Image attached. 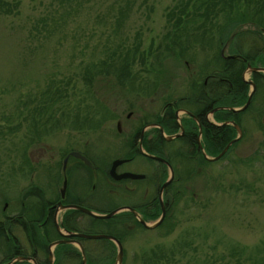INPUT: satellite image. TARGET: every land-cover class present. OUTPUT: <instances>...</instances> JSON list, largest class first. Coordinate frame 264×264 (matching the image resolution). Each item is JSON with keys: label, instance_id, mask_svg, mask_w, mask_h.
Returning a JSON list of instances; mask_svg holds the SVG:
<instances>
[{"label": "rangeland", "instance_id": "obj_1", "mask_svg": "<svg viewBox=\"0 0 264 264\" xmlns=\"http://www.w3.org/2000/svg\"><path fill=\"white\" fill-rule=\"evenodd\" d=\"M1 1L11 7L14 3L18 5L10 14L0 15V214L4 205L5 213L14 212L18 190L24 182L22 175H47L52 173L50 165L60 171V151L83 150L101 169L113 159L122 158L128 146L122 147L120 143L126 141L127 144L137 119L149 121L153 114L156 115L162 106L161 97L169 100L185 97L189 76L204 75L207 71L204 65L219 53L215 35L223 24L220 13L218 25L212 20L206 23L208 27L196 31V34L204 31L207 36L202 44L188 49L187 64L183 60L175 62L169 57L161 58L167 73L162 77L167 84L165 88L160 82H153L154 68L158 69L156 61L147 59L142 63L135 55L129 65L130 84H118L112 77L95 76L91 85L85 86L90 90L86 93L82 77L86 70L115 55L122 56L124 50L136 44L143 54L158 46L161 50L168 24L173 22L171 8L180 0ZM244 5L241 2L239 8ZM211 8L210 4L199 13ZM229 12L226 6L225 13ZM255 31L249 25L235 28L233 33H243L236 38V50L249 56L255 50H264L263 40L247 34ZM254 40L258 42L255 49L250 44ZM227 49L228 44L221 46L223 55ZM213 67H217L216 61ZM250 73L249 70L243 73L247 82ZM54 88L59 89L58 92ZM57 96L67 100L45 103L46 107L52 106V121H57L61 111L63 115H73L74 106H79L80 119L72 118L73 121L49 127V122H41L49 116L46 115L48 110H42L38 117L29 115L40 100ZM263 99L264 94L258 93L252 108L242 117L248 129L240 142L228 151L226 159L209 164L205 168L207 175L191 176L181 183L185 190L181 191L171 213L172 231L160 237L157 232L133 230L121 245L125 252L123 264H136L133 261L142 250L157 244L170 246L185 240L188 245L183 249L188 253L182 257V264L192 258L203 260V257L212 258L215 253L226 254L229 244L252 248L264 239V147L260 145V141H264ZM185 116L179 111L177 121L187 119ZM116 122L120 123L119 133L115 130ZM256 151L258 158L244 163ZM22 154L28 161L23 162V169L19 170ZM134 167L130 164L124 168L130 172L136 171ZM142 170L150 171L144 165ZM167 178L165 175V180ZM99 181L93 178L95 189ZM124 184L121 193L129 194L128 190L133 187L146 188L143 183L125 181ZM147 194L155 197V188L148 186ZM139 197L138 192L127 197L122 194L115 202V199L106 201L97 196L91 204L98 207L114 202L131 205L137 203ZM153 223L147 222V225ZM12 234L18 237L16 230H12ZM185 234L192 242L185 239ZM112 260L113 257L99 263L108 264Z\"/></svg>", "mask_w": 264, "mask_h": 264}, {"label": "trees", "instance_id": "obj_2", "mask_svg": "<svg viewBox=\"0 0 264 264\" xmlns=\"http://www.w3.org/2000/svg\"><path fill=\"white\" fill-rule=\"evenodd\" d=\"M181 1L182 0H180V2L176 6H173L171 8L172 11L176 10V13L173 14L172 11H170L173 22L168 24L169 28H167V33L164 36L165 42L161 50L160 46H158L154 49H150L146 54H143L141 52L139 53L136 44V46H134L133 48L124 50L122 56L115 55L109 60L100 62L97 67L86 70L85 74L82 76L85 92H90V90L85 86H90L92 83V79L95 76H102V78L112 77L118 84H130V82L132 81L129 80V77L131 76L129 72V65L135 59V55H138V57H140L139 61L142 63H145L147 59H154V61H156L155 64L158 69L154 68L156 74L153 77V82H160L159 84L163 88H165L167 84L162 78L164 74L167 75V73H165L166 67L162 63L164 58L169 57L171 61L174 60L175 62H180L183 60L184 64H187L186 60H188V57H186V55L188 49L192 46L195 47L196 45L199 46V44H202V39L205 40V37L207 36L206 34H204V31L198 34H196V31L200 30L201 28L208 27L207 25L212 20H215L214 25H218V13H220L222 14L221 19L223 20V24L221 25L222 27L218 29V32H216L215 35V43L218 47L219 53L216 54L214 60L213 58H210L209 62L204 65V68L207 67V71L204 72V75L200 73L202 75H199V78H193V76H189L188 89L185 97H175L172 100H169L166 97L160 98L161 105H166V108L168 110L167 112L169 113V119L166 121L168 122V124L166 125V127H163L167 134L175 132L177 128L173 116V111L175 109L180 108L182 110H185L191 116L195 117L196 112L200 109L201 106L210 105V103L213 101V98H211L209 91H211V84L213 80L217 79V98L213 106L221 109H217L214 112L213 120L218 124L223 122H233L240 131V138L232 143L230 147H228L224 152V154L216 161H206L201 157L198 151L195 150V147L184 145L182 139H175L171 141L167 145V148L170 150H168V161L170 162V166L174 175L172 181L164 189L163 199L166 203V207L165 214L161 222L153 229L147 230L142 228L140 224L137 223L128 213H123L120 216L112 217L110 220H106L104 222L99 220H92L94 222H101L105 224V227H102V229H106V232L102 231V233L114 237L121 245L125 237L128 234L132 233V231L135 229H141L147 232H157L160 237H165L172 231L174 224L172 223L171 213L178 201L179 196H181V191L185 190V188L182 189L181 183L189 180L191 176L207 175L205 168L209 164H212L224 158L226 159L228 151L231 148L233 149V147H235L240 142L245 133V129H248L245 128L246 126L243 124L242 117L245 116L246 113L252 108L257 94L259 93L262 96L264 94V76L260 73H251L249 81L254 84L255 92L252 95L249 105L245 110L237 113H232L226 110L227 108L241 107L246 101L248 84L245 83L240 77L246 65H249L252 68L257 66L264 67V58L261 56L259 50H255L251 56H249L247 53L246 55L236 50V38L243 33H233V30L235 28L242 25H249L250 27H254L256 31L249 32L247 34L251 35V37H257L258 40H263L264 43V0H185L183 3ZM241 2L245 4L242 9L239 8V6H241ZM210 4L212 6L210 10H207L204 13H199L201 10L207 8V6H209ZM17 5V3H14V5L11 7L9 4L4 3L0 0V15L8 13L10 14ZM226 6H228V9L230 10L229 13H225ZM249 6L251 7V9L248 8ZM215 9H217V11L213 12ZM237 9H240V11H237ZM167 21L169 22L170 20ZM199 22H201V24H198ZM206 23L208 24L206 25ZM209 26L211 27V25ZM226 44H228L227 52L229 54L238 53L240 55L239 57L242 60L244 59V62L236 59H227L225 57L226 55H223L221 52V46L223 47ZM250 44H252L251 47L255 49V46H257L258 42L257 40L255 42L252 41L250 42ZM174 49L177 51H175ZM161 58H163V60H161ZM215 61L217 67H213L215 66ZM203 81H205L204 86ZM54 90L58 92L59 89L54 88ZM55 100H59L60 102L61 100L66 101L67 98L57 96L55 98H49L47 99V101H45V99H42L33 109L34 112L31 111L29 115L35 114L34 117H38L42 110L44 112L48 110L49 112L46 115L49 114V116H45L41 122H49V127H53L52 125L60 126L67 121H71L72 118L74 120L80 119L78 116L79 106H74L73 108L75 109L73 110H75V113L73 115H70L69 113L63 115L61 113L62 111H58L60 114L57 121H52V118L50 116V110L52 106L51 104H49V106L46 107L45 103H52ZM258 109L259 108H257V115L260 116L261 112H259ZM164 115L166 114L164 113ZM158 120H161V118L158 117ZM181 123L186 127L187 132L191 131L194 132V135L196 134V127L191 119L182 120ZM31 125L34 127L35 122L33 121ZM36 125H39L38 121L36 122ZM258 126L259 128H261L260 122L258 123ZM201 133L202 149L205 155L209 158L216 157L224 149V147L237 136L235 128H233L231 125H222L218 127L211 126L210 124L202 125ZM263 143H261L260 141V145L262 147H264ZM127 144L130 145L129 140ZM147 151L151 154L160 156L162 155L159 149L158 153L154 149H147ZM130 155L131 153L126 152L123 158L129 157ZM22 157L23 161L19 166V170L20 168L23 169V162L27 163L28 161L24 154H22ZM257 158L258 152L256 151L253 156L247 158L246 162L244 163H249ZM238 160L239 162L243 163V160L237 159V161ZM106 165L107 163L103 166ZM100 171L103 172V168L100 169ZM164 180L165 175L161 177L159 183L164 182ZM92 183H94L93 178L89 177V187ZM110 189H112V187L106 184L105 192L107 193V190ZM153 198V204L155 207L153 211H151L150 216L143 217L144 220H155L158 217L159 209L156 204V197ZM114 206L115 205L113 204L108 205L105 209L98 211V213L105 214L107 213V211L109 212ZM116 222L121 224L122 227H120V229H115V227L113 229H110L109 227L111 225L114 226L115 224H117ZM183 236L186 239L188 234H185ZM180 240L181 239H179V241ZM189 242L192 241L190 240ZM176 244H171L170 246L157 244L154 247H149L145 250H142L133 262H135L136 264H181V261L183 259L182 257L188 253L183 249V247L187 246L188 244L185 240ZM174 245L176 246L174 247ZM103 246L106 249V254L103 257L96 259L91 257L87 258L85 260V264H100L99 262L104 263L105 260L112 259V257L113 260L112 262H110L111 264H113L116 252L115 246L108 241H105V244ZM70 249L71 248L68 246L58 247L57 251L55 252V264H80L77 259H70V261L63 259V253L69 252ZM13 251L14 250L12 248V243L10 242L9 253L12 255ZM124 258L125 252L122 248L121 264H123ZM110 262L108 264H110ZM182 264H264V239H262L257 245L252 248L239 247L236 244H229L226 250V254L221 255L215 253L212 258L206 259V257H203V260L192 258L191 261L188 260Z\"/></svg>", "mask_w": 264, "mask_h": 264}, {"label": "flooded vegetation", "instance_id": "obj_3", "mask_svg": "<svg viewBox=\"0 0 264 264\" xmlns=\"http://www.w3.org/2000/svg\"><path fill=\"white\" fill-rule=\"evenodd\" d=\"M260 53L264 58V50H261ZM239 56L240 55L238 53L229 54L227 52L225 57L227 59H236L244 62V59L242 60ZM254 68L264 69V67ZM245 69L240 75L242 80ZM251 73H260L264 76L261 72ZM204 84L205 81H203V86ZM217 86L218 81L215 79L211 84V91H209L213 101L210 105L201 106L196 112L195 117L191 116L185 110L175 109L173 111L174 121L177 128L175 132L171 134H167L164 130V127L168 124L166 121L169 119V113L167 112L168 110L166 105L162 106L156 115L152 113L153 116L151 115L152 117L149 121L143 120V118L137 119V123L133 127L129 138L130 145H127L126 141L120 143L122 147L128 146L127 152L131 153V155L125 158L122 157L119 159H113L108 165L103 166V172L100 171L101 167L98 168L90 160L88 153L83 150L79 151L78 149L76 150L72 148L65 149L63 152L60 151V171H56L57 167L55 169V167L50 165L52 173L49 172L47 175H22V181L24 182L20 185L18 190L17 206L13 209L14 212L5 213L4 205L0 214V264H55V252L60 246H68L71 248L69 252L63 253L64 256H62L64 260L70 261V259H77L80 264L81 261L84 260L85 264V260L87 258L91 257L96 259L103 257L106 254V249L103 245L105 244V241L108 240L86 239L77 236L105 235L102 233V231L106 232V229H102V227H105V224L101 222H94L92 220L104 222L106 220H110L112 217L128 213L137 223L140 224L142 228L147 229L139 221H142L145 225H147V222H155L160 218L162 210L164 217L166 203L164 202V199L161 200L160 197L161 195H164V189L167 185L162 189L160 195H158L161 185L166 181L164 180V182L159 183V180L163 175H169V168L171 169L172 175H174L170 162L168 161L167 145L175 139H182L184 145L195 147V150L198 151L203 159H205L204 157L209 158L205 155L202 149L201 126L210 124L211 126L217 127L222 125H231L233 128L234 126L236 127L233 122H223L218 124L213 120L214 112L217 109H221L213 106L217 98ZM241 107L227 108L226 110L232 113H237L240 111L233 112L232 110H239ZM177 111H184L186 114L185 117L192 120L196 127L195 135L194 132H187L186 127L183 126L181 122L177 121ZM164 113L166 115H164ZM129 115L130 113L126 117ZM158 117L161 118V120H158ZM119 124V122H116L115 130L117 133L120 132ZM237 130L239 131L238 128ZM175 135H177V137L164 139V137L167 138ZM83 149L87 151L86 148ZM147 149H154L157 153L159 152V149L162 155L151 154L147 151ZM141 150L143 154L155 157L156 159L143 155ZM71 153L77 154L78 157L70 155ZM81 158L87 160L89 165L84 164ZM113 161H121V163L114 168L112 175L118 176L124 173H129L139 175L142 178L137 180H113L110 175V167ZM130 164L135 165L134 168H136V171H125L124 167ZM143 165L149 167L150 171L144 172L142 170ZM47 168H49V166ZM121 168L122 170L119 171ZM89 176L95 180L100 179L97 189H95L96 185L94 183H92L89 187ZM125 181H131L134 184L143 183L146 188L133 187L128 190L129 194L123 192L121 193L119 191L122 189V186L125 185ZM106 184L112 187V189L107 190L108 194L105 192ZM148 186L155 188L156 191L155 197L159 214L155 220L143 219V217L150 216L151 211H153L155 207L153 204L154 198L148 197ZM136 192L140 195L137 203L131 205L114 204L122 194L127 197V195ZM97 196H100L101 199L106 201L115 199V202L111 203L115 206L109 212L107 211V213L116 209L128 208L131 209L135 215L130 211L124 210L115 213L107 219H95L82 212L81 209L88 210L95 214H100L98 211L106 208V206L98 207L91 204L94 199L93 197ZM58 213L60 215H58ZM114 227L115 229H120L122 226L117 223L114 226L111 225L109 228L113 229ZM12 230L17 231V238L12 234ZM69 234L74 236H69ZM10 242L12 243V248L14 250L12 255L9 253ZM110 243L114 245L112 242Z\"/></svg>", "mask_w": 264, "mask_h": 264}, {"label": "water", "instance_id": "obj_4", "mask_svg": "<svg viewBox=\"0 0 264 264\" xmlns=\"http://www.w3.org/2000/svg\"><path fill=\"white\" fill-rule=\"evenodd\" d=\"M246 70H249L250 72H261V73L264 74V69H263V68H251L249 65H247L245 71H246ZM243 80H244V79H243ZM244 81H245V80H244ZM245 82H246V83L249 85V87H250V91H249V93H248V95H247L246 102L244 103V105H243L239 110H235V109L232 110L233 112H237V111L244 110V109L247 107L248 103H249V100H250V98H251V95L253 94V91H254V85L252 84L251 81H248V82L245 81ZM178 112H179V111H177L176 114H177ZM181 112L184 113V111H181ZM234 128H236V127L234 126ZM236 130H237V128H236ZM237 133H238V134H237V137L234 138L233 140H231V141H230V142L224 147V149H223V150H222V151H221L216 157H213V158H206V157H204L205 160H207V161H216L218 158H220V157L223 155V153L227 150V148L239 138L240 133H239L238 130H237ZM173 137H177V135H175V136H170V137H167V138L164 137V139H171V138H173ZM141 153L143 154L142 151H141ZM70 155H72V156H77V157H78V155H77V154H74V153H71ZM143 155L147 156L146 154H143ZM147 157L152 158V159H156L155 157H152V156H147ZM81 159H82V158H81ZM82 161L84 162V164L89 165V163L87 162V160L82 159ZM120 163H121V161H113V162H112V165H111V167H110V175H111V177H112L113 180H116V181H118V180H122V179L137 180V179L142 178V177L139 176V175H133V174H129V173H124V174H121V175H118V176H114V175H112V172H113L114 168H115L117 165H119ZM63 169H64V166H63ZM168 170H169L168 178H167L166 181L161 185V187H160V189H159V191H158V195H160L162 189H163L166 185H168L169 182H170L171 179H172V176H173V175H172V173H171V169L169 168ZM63 188H64V183H63ZM124 210L130 211L131 213H133V214L135 215V213H134L131 209H128V208L116 209V210H114V211H112V212H110V213H107V214H95V213H92V212H90V211H88V210H83V209H81L82 212H84V213L87 214L88 216H90V217H92V218H95V219H107V218L111 217L112 215H114L115 213H117V212H119V211H124ZM162 217H163V210L161 211V216H160V218L157 219V221H155L153 224H151V225H145L142 221H139V222H140L145 228H147V229H152V228L156 227V226L161 222ZM69 236H74V235L69 234ZM77 236H79V237H83V238H86V239H105V240H108V241L112 242V243L114 244V246H115V249H116V252H115V259H114L113 264H121V260H122V247H121V244H120L115 238H113V237H111V236H108V235H86V236H83V235H77ZM53 245H55V244H53ZM81 264H84V260L81 261Z\"/></svg>", "mask_w": 264, "mask_h": 264}]
</instances>
